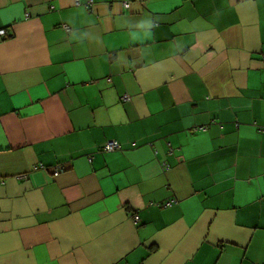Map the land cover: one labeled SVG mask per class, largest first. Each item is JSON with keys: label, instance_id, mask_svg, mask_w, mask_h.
<instances>
[{"label": "crops", "instance_id": "1", "mask_svg": "<svg viewBox=\"0 0 264 264\" xmlns=\"http://www.w3.org/2000/svg\"><path fill=\"white\" fill-rule=\"evenodd\" d=\"M1 31L0 264H264V0H0Z\"/></svg>", "mask_w": 264, "mask_h": 264}, {"label": "built area", "instance_id": "2", "mask_svg": "<svg viewBox=\"0 0 264 264\" xmlns=\"http://www.w3.org/2000/svg\"><path fill=\"white\" fill-rule=\"evenodd\" d=\"M78 3V2H77ZM65 27V29L66 30H69V27H67V26H64ZM5 34V32L4 31H1L0 32V35H4ZM124 100H127L128 99V97L126 96V97H124L123 98ZM207 129L205 128V127H200V128H197V129H195L194 131L195 132H197V131H206ZM263 132H264V130H263ZM120 149V145H119V143L118 142H116V141H111V142H109V143H107L105 146H104V148H103V150L105 151V152H113V151H116V150H119ZM33 170L34 171H38V170H47V167L46 166H44V165H37V166H34L33 167ZM64 171V169H63V167L62 166H57L56 168H55V172H54V175L55 176H58L61 172H63ZM27 178V176L26 175H24V176H22V177H20L19 179H26ZM175 203H177L176 202V200H171V201H169V202H166V203H164L162 206H164V207H172Z\"/></svg>", "mask_w": 264, "mask_h": 264}]
</instances>
